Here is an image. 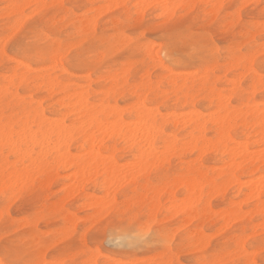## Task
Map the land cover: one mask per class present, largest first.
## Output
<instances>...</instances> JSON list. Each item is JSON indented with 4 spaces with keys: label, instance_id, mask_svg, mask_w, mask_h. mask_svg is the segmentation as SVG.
Returning a JSON list of instances; mask_svg holds the SVG:
<instances>
[{
    "label": "rangeland",
    "instance_id": "374dc122",
    "mask_svg": "<svg viewBox=\"0 0 264 264\" xmlns=\"http://www.w3.org/2000/svg\"><path fill=\"white\" fill-rule=\"evenodd\" d=\"M32 1L0 0V133L8 132L18 141L24 123L28 120L30 126L39 116L51 123L64 116L60 122L66 127L77 125L84 114L77 118L69 114L68 103L74 104L72 94L82 90L94 110L105 105L99 114L92 113L103 123L118 118L125 124L132 123L141 110L154 114L156 126L163 131L154 139L155 152L159 154L155 157H162L164 162L154 157L155 160L138 161L137 151L115 138L105 143L117 149L113 151L117 165L113 170L110 165L107 170V164L105 170L104 166L87 165H81L82 169L69 165L65 168L62 162L54 166V160L52 164L47 161H51L49 166L42 164L35 169L26 160L21 161L11 146L0 144V261L38 257L49 264H99L108 258H130L159 264H171L173 259L178 264H264V181L260 180H264V151L262 156L258 154L264 146L263 133L258 134L264 127V0H170L164 7L158 0H151L153 5L150 0L145 5V0ZM112 3L114 10L108 7H113ZM165 8H169L168 12L163 11ZM89 19L93 21L87 25ZM47 34L59 38L58 47L59 41L64 42L62 60L26 55L30 41L45 40ZM162 41L173 43L167 55H162ZM201 75L206 77L204 81ZM138 103L150 109H141ZM136 105L139 108H133ZM111 107L124 110L118 117ZM254 107L258 109L253 113L259 110L255 115L249 111ZM224 108L229 111L227 118L235 111L237 115L234 113L231 119H236L237 111L247 110V115L241 113L244 120L239 116L230 121L224 116ZM220 115L225 117L222 124ZM186 117L193 121L188 123ZM226 119L228 125L236 127L227 133V140L222 133L227 128L223 126ZM256 119H261L262 124ZM211 120L216 123L208 122ZM84 124H88L87 120ZM37 125L31 124L32 132L37 131ZM193 138L196 142L191 143ZM236 141L241 146L246 144L249 153L242 161V157L236 159L241 168L233 169V173L229 150L238 147ZM164 145L176 148L169 152ZM25 147L22 144L20 148L28 149ZM100 149L103 155L110 154ZM70 151L77 155L78 146L72 144ZM253 153L256 156L244 160ZM17 170L27 173L28 181L24 175L15 183L12 172ZM80 173L86 174L84 179ZM72 181L81 189L73 188ZM110 182L114 185L110 186ZM251 183L262 188L258 196L251 194ZM148 227L152 229L151 236L147 242L139 241L137 232ZM174 246H179L180 251L174 253Z\"/></svg>",
    "mask_w": 264,
    "mask_h": 264
},
{
    "label": "bare ground",
    "instance_id": "6f19581e",
    "mask_svg": "<svg viewBox=\"0 0 264 264\" xmlns=\"http://www.w3.org/2000/svg\"><path fill=\"white\" fill-rule=\"evenodd\" d=\"M34 1V0H33ZM32 1V2H33ZM38 1V0H37ZM53 1V0H52ZM60 1H62V0H60ZM111 1H115V0H111ZM117 1V0H116ZM127 1V0H126ZM144 1V0H143ZM168 1H170V0H158V2H161L160 3V5H162L163 7H164V5L168 2ZM221 1H223V0H221ZM35 2V1H34ZM40 2H42V1H40ZM118 2H120V0H118ZM139 2H141V0L139 1ZM147 2H148V0H145V3H144V5L145 4H147ZM152 2H153V0H152ZM155 2V1H154ZM157 2V1H156ZM156 2H155V4H156ZM197 2H198V0H197ZM207 2V1H206ZM88 3V2H87ZM114 3V2H113ZM112 3V4H113ZM117 3V2H116ZM115 3V4H116ZM142 3V2H141ZM150 3H151V0H150ZM192 3V2H191ZM202 3H204V2H202ZM66 4V3H65ZM91 4V3H90ZM110 4V3H109ZM158 4V3H157ZM217 4V3H216ZM139 5H140V3H139ZM141 5H143V4H141ZM151 5H153L152 3H151ZM192 5V4H191ZM112 6V5H111ZM110 5L108 6L109 7V9H113L114 7H116V6H114V4H113V7H111ZM147 6V5H146ZM221 6V5H220ZM5 7V6H4ZM12 8H13V6H11ZM111 7V8H110ZM118 7V6H117ZM244 6H243V4H242V8H243ZM16 8V7H15ZM216 8H218V7H216ZM22 9V8H21ZM98 10H99V8H97ZM145 9H146V7L144 6V11H145ZM169 9V8H168ZM168 9L167 8H165V9H163V11L165 10V12H166V10H167V12H168ZM219 9V8H218ZM114 10V9H113ZM139 10V9H138ZM172 10V9H171ZM14 11V10H13ZM104 11V10H103ZM109 11H111V10H109ZM8 12V11H7ZM21 12V11H20ZM37 12V11H36ZM162 12V11H161ZM170 12V11H169ZM173 12H175V11H173ZM173 12H172V14H173ZM239 12V11H238ZM8 13H10V12H8ZM14 13V12H13ZM12 13V14H13ZM103 13V12H102ZM105 13H106V11H105ZM163 13V12H162ZM104 14V13H103ZM96 15H98V14H96ZM101 15V14H100ZM142 15V14H141ZM140 15V16H141ZM162 15H164V13L162 14ZM161 16V15H160ZM26 17H28V16H26ZM98 18V17H97ZM171 18V17H170ZM26 19V18H25ZM80 19V18H79ZM23 20H24V17H23ZM89 21H93V20H87V25H88V22ZM23 22V21H22ZM85 23V24H86ZM94 23V22H93ZM92 23V24H93ZM19 24V23H18ZM17 24V25H18ZM23 24V23H22ZM92 24H91V26H92ZM118 24V23H117ZM90 25V24H89ZM16 26V25H15ZM21 26V25H20ZM84 26V25H83ZM87 27V26H86ZM228 27V26H227ZM18 28V27H17ZM92 28H94L93 26H92ZM92 28L90 29V30H92ZM82 29V28H81ZM90 32V31H89ZM248 33V32H247ZM11 34H13V33H11ZM143 35V34H142ZM9 37H10V35H9ZM6 41H7V39H6ZM107 41V40H106ZM105 41V42H106ZM103 42H104V40H103ZM5 43V42H4ZM124 47V46H123ZM160 47V46H159ZM159 47H157V48H159ZM156 49V48H155ZM215 50V49H214ZM109 52V51H108ZM155 52V51H154ZM153 52V53H154ZM220 52V51H219ZM68 53V52H67ZM110 53V52H109ZM151 53H152V48H151ZM156 53V52H155ZM155 53H154V56H155ZM66 54V53H65ZM106 55V54H105ZM152 56H153V54H152ZM153 56V57H154ZM22 58V57H21ZM241 58V57H240ZM151 59V58H150ZM154 59H155V57H154ZM242 59V58H241ZM253 59V58H252ZM12 60V59H11ZM153 60V59H152ZM156 60V59H155ZM239 60V59H238ZM54 61L56 62L57 60H55L54 59ZM55 62H54V64H55ZM59 61H57V63H58ZM229 62V61H228ZM155 63V62H154ZM19 64H20V62H19ZM22 64V63H21ZM58 64H60V63H58ZM155 64H157V63H155ZM23 65V64H22ZM52 65V64H51ZM86 65V64H85ZM158 66V65H157ZM156 66V67H157ZM160 66V65H159ZM158 66V67H159ZM162 66V65H161ZM129 67V66H128ZM237 67V66H236ZM44 68V67H43ZM161 68H163V67H161ZM36 69V68H35ZM57 69V68H56ZM62 69V68H61ZM63 70V69H62ZM230 70V69H229ZM26 71V70H25ZM128 71V70H127ZM204 71H206V69L204 70ZM176 72V71H175ZM121 73H124V72H121ZM180 73V72H179ZM182 73V72H181ZM191 73V72H190ZM190 73H187V74H190ZM238 74V73H237ZM203 76H204V74H202ZM201 75V77H203ZM190 75H187V77H189ZM206 76V75H205ZM20 77V76H19ZM183 77V76H182ZM182 77H179V78H182ZM187 77H185V78H187ZM193 77V76H192ZM242 77V76H241ZM10 78V77H9ZM12 78V77H11ZM22 78V77H21ZM20 78V79H21ZM42 78V77H41ZM48 78V77H47ZM184 78V79H185ZM191 78V77H190ZM189 78V79H190ZM205 78L206 77H203V79L201 80V81H204L205 80ZM240 78V77H239ZM111 79V78H110ZM171 79V78H170ZM184 79H182V80H184ZM56 80V79H55ZM187 80V79H186ZM186 80H184V81H186ZM195 80V79H194ZM191 81V80H190ZM233 81V80H232ZM48 82H49V80H48ZM58 82V81H57ZM69 83V82H68ZM171 83V82H170ZM197 83H198V81H197ZM39 84V83H38ZM173 84V83H172ZM175 84V83H174ZM50 85H54L52 82H51V84ZM56 85H58V83H56ZM61 85H62V83H61ZM40 86V85H39ZM51 86V87H52ZM181 86V85H180ZM6 87V86H5ZM80 87H81V85H80ZM117 87V86H116ZM181 87H183V83H182V86ZM227 88V87H226ZM232 88V87H231ZM46 89V88H45ZM179 89V88H178ZM162 90V89H161ZM6 91V90H5ZM81 91V92H80ZM232 91V90H231ZM62 92V91H61ZM75 93H77V92H75ZM75 93H74V95L72 94V96H75V99H76V102H75V99H74V104H71V102L70 103H68L69 105V107H70V113L69 112H66V113H69V114H74V115H76V118H77V116H81V114H84V116L83 117H79L78 119H79V122H78V124L76 125V124H73V125H69L70 127H66L65 126V124L64 123H61L60 121H63V119H64V116H63V119L62 120H60L59 122L61 123H59L58 121L56 122L55 120V123H53L54 121L51 119V121H53L52 123L51 122H49V121H46L44 118H43V116H39L38 117V119H35V121H33L32 123L34 124V122H36V123H38V127H35V129L37 128V131L36 132H32V129L31 128H29L30 126H31V124H30V126L28 125V120L24 123V128L22 127V134L20 133V135H19V133H17V137H18V135H19V139H18V141H15V139L13 138V137H11L10 136V134L8 135V132L5 130V132H7V133H0V144H7V145H9V147L11 146L12 148H10V149H12V151H14L16 154H17V156H18V154H19V159L21 158V161L22 160H26L27 162H28V164L30 163V165H32V166H34V168H35V166H42V164L45 166H49V164H50V162H51V164L54 162V161H57L56 163H53V165L54 166H56L58 163H60V162H62L61 164L63 165V166H65V168H67V166L69 165V166H71V167H74V168H77V167H79L80 166V169H82L81 168V165H85V168H86V165H87V167L88 166H92V168L93 167H95V168H100V167H102V166H106V164H107V170L108 169H110V168H108V165H110L111 166V168L113 167H115V166H117L116 165V161H115V152L117 151V149L115 148V147H113V146H109V147H106L105 146V143H106V141L108 140V141H112V140H114L115 138H120L121 140H123L124 141V143L125 144H127L128 146H130V147H132L135 151H137V153H138V155H137V158H138V161H147V160H149V159H152L153 157L154 158H156L155 157V155L157 154L155 151V145H154V139H155V137L158 135V132H160L159 131V127H157L156 125H157V123H156V120L154 119L155 117L153 116L154 114H152V113H150V111L148 112V111H144V110H141V111H137V116H136V114H135V116L137 117V119L133 122L132 121V123L130 122L129 124H125L126 122H123V120H121V119H117V121L115 120H113V122H107V123H103L102 121H100L99 119L97 120L96 119V114H99L98 112L99 111H101V109H102V107L103 106H105V105H101L100 107H101V109H100V107H99V111L98 110H94V108L91 106L92 104H90L89 102H88V100H87V94L86 93H84V92H82V90H79V92H78V94H76L75 95ZM146 93H148V92H146ZM163 93H164V90H163ZM254 93V92H253ZM229 94V93H228ZM227 94V95H228ZM71 95V94H70ZM230 95V94H229ZM106 96V95H105ZM143 96V95H142ZM219 96L221 97V95L219 94ZM219 96H217L218 98H219ZM225 96V95H224ZM66 97V96H65ZM216 97V98H217ZM226 97V96H225ZM225 97H222L221 99H223V98H225ZM63 98V97H62ZM72 98H74V97H72ZM142 98V97H141ZM227 98V97H226ZM69 99H71V98H69ZM220 99V100H221ZM227 100V99H226ZM225 99H224V101H226ZM36 101V100H35ZM141 101H142V99H141ZM176 101V100H175ZM218 101V100H217ZM41 102V101H40ZM60 102V101H59ZM140 102V101H139ZM99 104V103H98ZM220 104V103H219ZM222 104V103H221ZM259 104H260V102H259ZM67 105V104H66ZM223 106H225V104H222ZM222 105H220V106H222ZM227 105V104H226ZM246 105V104H245ZM256 105H258V103L256 104ZM38 106V105H37ZM138 106L141 108V106H143V105H139V103H138ZM137 105L136 106H134L133 108H136V107H138ZM243 106V105H242ZM241 106V107H242ZM138 107V108H139ZM144 107V106H143ZM42 108V107H41ZM104 108V107H103ZM111 108H113V107H111ZM110 108V109H111ZM132 108V107H131ZM145 109L146 108H149V107H144ZM221 108V107H220ZM220 108H218V109H220ZM123 108H121L120 110L123 112V110H122ZM126 109V108H125ZM137 109V108H136ZM142 109V108H141ZM150 109V108H149ZM148 109V110H149ZM153 109V108H152ZM217 109V108H216ZM222 110H223V108H221ZM225 109V108H224ZM247 109H249V108H247ZM254 109H258V108H256V107H254V108H250V113L252 112V110H254ZM260 109V108H259ZM264 109V108H263ZM262 109V111H264ZM103 110V109H102ZM119 108H117V107H115V108H113L112 109V112H114L118 117L120 116V114H119ZM130 110V109H129ZM135 110V109H134ZM140 110V109H139ZM147 110V109H146ZM228 110V109H227ZM233 110V109H232ZM42 111V110H41ZM68 111V110H67ZM97 112L96 114H92L93 112ZM259 111V110H258ZM257 111V112H258ZM148 112V113H147ZM194 112V111H193ZM229 112V111H226V109H225V114H224V116L227 118V113ZM236 112V111H235ZM234 112V113H235ZM245 112H247V110H244V112H238L237 111V113H238V116H236V119H237V117H239V116H241L242 117V114L241 113H243V115H244V113ZM256 112V113H257ZM102 113V112H101ZM155 113V112H154ZM186 112H184V114H185ZM188 114H190V113H192V112H187ZM198 113H199V111H198ZM213 113H214V110H213ZM216 113V112H215ZM234 113H232V115L234 114ZM249 113V112H248ZM253 113V112H252ZM251 113V114H252ZM256 113H253L254 115L256 114ZM259 113V112H258ZM38 113H36L35 115H37ZM93 116H95V117H93ZM106 114V113H105ZM114 114V115H115ZM150 114V115H149ZM152 114V115H151ZM157 114V113H156ZM168 114V113H167ZM170 114H172V113H170ZM169 114V115H170ZM174 114V113H173ZM179 114V113H178ZM208 114V113H207ZM236 114V113H235ZM234 114V115H235ZM239 114H241V115H239ZM250 114V115H251ZM264 114V113H263ZM27 115V114H26ZM103 115V114H102ZM122 115V114H121ZM151 116V118H150V120L148 119V117L149 116ZM166 115V114H165ZM186 115V114H185ZM194 115H195V112H194ZM216 115V114H215ZM232 115H230V116H232ZM237 115V114H236ZM247 115V113L244 115V116H246ZM22 116V115H21ZM65 116H66V114H65ZM148 116V117H147ZM152 116L154 117V118H152ZM160 116V115H159ZM168 116V115H167ZM190 116V115H189ZM198 116H200L199 114H198ZM197 116V117H198ZM222 116V117H221ZM223 115H220L219 117H218V119H220V123L222 122L223 123V121L221 120V119H225V117H224ZM230 116H228V118L230 117ZM20 117V116H19ZM35 116H33L32 117V119L34 118ZM93 117V118H92ZM144 117H146V118H144ZM166 117V116H165ZM179 117V116H178ZM191 117H193V116H191ZM208 117H209V115H208ZM253 117V116H252ZM95 118V119H94ZM189 118L190 117H186V119H188L189 120ZM227 118V119H228ZM27 119V118H26ZM82 119V120H81ZM87 120V122H88V124L85 126V124H84V121L85 120ZM193 119V118H192ZM189 120V121H187L188 123L189 122H191V121H193V120ZM195 119H197L196 117H195ZM205 119V118H204ZM209 119H212V118H209ZM216 119V118H215ZM226 119V121L224 120V123L225 124H223V126H224V128H226L225 126H227V128L226 129H223V126H221L222 127V129H223V132L222 131H220V132H222V133H224V135H226V137L224 138L223 137V139H229V137L227 136V133L230 131V130H234L236 127H235V125H231V124H229L228 125V123L227 122H229L228 120H230L231 119V117L227 120ZM235 118H232L231 120H234ZM235 119V120H236ZM243 119V117L241 118V120ZM262 119V118H261ZM261 119H259L260 121H261ZM183 120V119H182ZM213 120V119H212ZM212 120L211 121H208V122H210V123H212ZM230 120V121H231ZM244 120V119H243ZM256 120H258V119H256ZM259 120H258V123H261V122H259ZM177 121V120H176ZM175 121V122H176ZM183 121H185V120H183ZM47 122H49V123H47ZM218 122V121H217ZM263 122H264V119H263ZM22 123V124H23ZM51 123V124H50ZM58 123V124H57ZM176 123H178V122H176ZM184 123V122H183ZM187 123V124H188ZM203 124H202V126L200 127L201 129H203L202 127H203V125H205L204 124V122H202ZM205 123H206V121H205ZM214 123V122H213ZM212 123V124H213ZM215 123H216V121H215ZM214 123V124H215ZM221 123V124H222ZM226 123H227V125H226ZM235 123V122H234ZM4 124V123H3ZM14 124V123H13ZM175 124V123H174ZM181 124H182V122H181ZM241 124V123H240ZM242 124H243V122H242ZM252 124V123H251ZM262 124V123H261ZM260 124V125H261ZM264 124V123H263ZM9 126H10V124H9ZM35 126H36V124H35ZM175 126V125H174ZM182 126H186L185 124L183 125L182 124ZM217 126V125H216ZM262 126H264V125H262ZM2 127H4V125L2 126ZM10 127H12V126H10ZM219 127V126H218ZM252 127H253V125H252ZM5 128V127H4ZM264 128V127H263ZM263 128L262 129H260L259 131H260V133L258 132V134H261V132L263 133V134H261V135H263L262 137H264V130H263ZM1 129V128H0ZM16 129V128H15ZM15 129H9L10 131H12V130H15ZM220 129V128H219ZM250 130V129H249ZM261 130H263V131H261ZM195 131V130H194ZM1 132V131H0ZM18 132V131H17ZM161 132H163L162 130H161ZM160 132V133H161ZM200 132H202L201 130H200ZM204 132H205V130H204ZM203 132V133H204ZM9 133H11V132H9ZM15 131H14V133L12 132V134H14L15 135ZM256 133H257V131H256ZM77 134V137L75 136ZM157 134V135H156ZM201 134V133H200ZM252 134V133H251ZM219 135H221V133H219ZM224 135H222V136H224ZM253 135V134H252ZM254 135H257V134H254ZM260 135V136H261ZM192 136V134L190 135V137ZM195 137V136H194ZM197 137H199V136H197ZM203 137V136H202ZM207 138V137H206ZM171 139V138H170ZM169 139V140H170ZM176 139H177V137H176ZM190 139V138H189ZM196 139V138H195ZM195 139L193 138V140H192V142L191 143H193V141H195ZM222 138H220V140H221ZM222 139V140H223ZM259 139V141L258 142H260V139H261V137H259L258 138ZM53 140H55V142H53ZM188 140V139H187ZM197 140H199V139H197ZM218 140V142L220 141L219 139H217ZM222 140H221V142H222ZM226 140H223V141H226ZM257 140V139H256ZM264 140V139H263ZM173 141H174V138H173ZM210 141V140H209ZM234 141V140H233ZM251 141V140H250ZM176 142V141H175ZM196 142V141H195ZM216 142V141H215ZM231 142V141H230ZM237 142V141H236ZM242 142V141H241ZM252 142V141H251ZM167 143H169L170 144V146H172L171 145V142H167ZM166 143V144H167ZM182 143V142H181ZM245 143H246V141H245ZM261 143H262V140H261ZM22 144H24V146H26V147H28V149L26 148V150H23V149H21L20 147H22ZM72 144H75V145H77L78 146V151H79V153L77 154V155H75L74 153V155L71 153V151H70V148H71V146H72ZM195 144V143H194ZM208 144V143H207ZM210 144V143H209ZM213 144V143H212ZM224 144V143H223ZM237 144V146L239 147L240 146V148H238V147H236V146H234V147H236V148H232V149H230L229 150V153H231L230 154V156H232V161H233V163H231V165L230 166H232L233 168H231L230 166V170L232 169H240L241 168V164H239V163H237L238 161H236V159L238 158V157H242V159H240L241 161L243 160V158L244 157H246L245 155L247 154V153H249V152H247V149H245V145L246 144H244L243 142H242V145L243 146H241V144H238V142L236 143ZM235 144V145H236ZM168 145V144H167ZM167 145H164V146H166V147H168ZM189 146V144L187 143L186 144V146ZM191 146H192V144H190ZM204 146L203 147H205L206 145L205 144H203ZM125 146V145H124ZM168 147V148H166V147H164L163 149V151H164V153L165 152H167V151H169V148H170V151L169 152H172L176 147H174V149L173 148H171V147ZM178 146H180V145H178ZM177 146V147H178ZM185 146V147H186ZM187 146V147H188ZM196 146V145H195ZM213 146V145H212ZM227 146V145H226ZM19 147V148H18ZM100 147H103V148H105L108 152H110V154H108L107 156L106 155H103L102 154V152H101V149H100ZM181 147V146H180ZM183 147V146H182ZM184 147V148H185ZM201 147V145L199 146V148ZM203 147H201L202 149H200V150H203L204 148ZM207 147V146H206ZM228 147V146H227ZM231 147V146H230ZM243 147V148H242ZM16 148V149H15ZM127 148V147H126ZM165 148L167 149V151L165 150ZM179 148V147H178ZM239 150H238V149ZM13 149H15V150H13ZM171 149H173V150H171ZM242 149V150H241ZM159 150H161V149H159ZM187 150V149H186ZM199 150V151H200ZM205 150V149H204ZM203 150V151H204ZM210 150V149H209ZM260 150V152L258 153L259 154V156H262L261 154H262V152L264 151V146H263V150L262 149H259ZM113 151H115V152H113ZM184 151V150H183ZM188 151V150H187ZM191 151V150H190ZM250 151V150H249ZM254 151H256V150H254ZM262 151V152H261ZM9 152V151H8ZM13 152V153H14ZM159 152H161V151H159ZM158 152V153H159ZM186 152V151H185ZM192 152V151H191ZM190 152V153H191ZM202 152V151H201ZM205 152V151H204ZM164 153H162L163 155H165ZM220 153V152H219ZM225 153V152H224ZM251 153V152H250ZM257 153V152H256ZM256 153H253V155L251 154L250 156H248L247 158H245L244 160H248V158H249V160H250V158H251V156H256ZM261 153V154H260ZM2 154V153H1ZM201 154V153H200ZM199 154V155H200ZM263 154H264V152H263ZM159 155V154H158ZM158 155H156V156H158ZM163 155H161V156H163ZM248 155V154H247ZM16 156V157H17ZM166 156V155H165ZM172 156V155H171ZM198 156V155H197ZM201 156L202 155H200V157L199 158H201ZM258 156V155H257ZM153 158V159H154ZM196 158V157H195ZM263 158V159H262ZM262 158H260L259 157V160L260 159H262V160H264V157L262 156ZM6 159V158H5ZM157 160L159 159L158 157L156 158ZM161 159V161H162V157L160 158ZM159 159V160H160ZM165 159V158H164ZM167 159V158H166ZM228 159V158H227ZM253 159V158H252ZM48 160H51V161H49V163L47 162ZM54 160V161H53ZM155 160V159H154ZM153 160V161H154ZM193 160V159H192ZM195 160V159H194ZM198 160V159H197ZM246 160V161H247ZM1 161H2V159H1ZM17 161V160H16ZM59 161V162H58ZM82 161H85V164H83L82 163ZM231 161V162H232ZM236 161V162H235ZM245 161V162H246ZM253 161H257V159L256 158H254V160ZM2 162H4V161H2ZM13 162H15L14 160H13ZM133 162V161H132ZM152 162V161H151ZM162 162H164V160L162 161ZM240 162V161H239ZM244 162V161H243ZM129 163V162H128ZM134 163V162H133ZM137 163V162H136ZM141 163V162H140ZM192 163V162H191ZM1 164V163H0ZM11 164H13V163H11ZM80 164V165H79ZM125 164H127V163H125ZM124 164V165H125ZM135 164V163H134ZM153 164V163H152ZM155 164H157V163H155ZM229 164H230V162H229ZM261 164H262V162H261ZM14 165V164H13ZM121 165V164H120ZM123 165V166H124ZM5 166V165H4ZM7 166H9L8 165V163H7ZM7 166H6V168H7ZM25 166V165H24ZM52 166V165H51ZM53 166V167H54ZM57 166H59V165H57ZM77 166V167H76ZM82 166V167H83ZM105 166H104V170L106 169L105 168ZM109 166V167H110ZM119 166V165H118ZM137 166V165H136ZM199 166V165H198ZM260 166V165H259ZM13 167V166H12ZM29 167V166H28ZM27 167V169H29ZM52 167V168H53ZM121 167V166H120ZM119 167V169H122V168H120ZM138 167V166H137ZM140 167V166H139ZM148 167V166H147ZM154 167H156V165L154 166ZM227 167H228V164H227ZM258 167V166H257ZM17 168V167H16ZM21 168V167H20ZM33 168V167H32ZM33 168V169H34ZM38 168V167H37ZM51 168V167H50ZM55 168V167H54ZM73 168V169H74ZM91 168V167H90ZM91 168V169H92ZM94 168V169H95ZM113 168L112 169H110V170H113ZM116 168V167H115ZM118 168V167H117ZM126 168H127V166H126ZM126 168H125V170H126ZM128 168H130L129 166H128ZM127 168V169H128ZM150 169H151V167H149ZM213 168V167H212ZM221 168V167H220ZM15 169V168H14ZM13 169V170H14ZM25 169V168H24ZM36 169V168H35ZM48 169V168H47ZM55 169H57V168H55ZM63 169V168H62ZM78 169V168H77ZM79 169V170H80ZM83 169H84V167H83ZM93 169V170H94ZM124 169V168H123ZM216 169V168H215ZM258 169V168H257ZM1 170V169H0ZM21 170V169H20ZM99 170V169H98ZM101 170H103V169H101ZM125 170H123V171H125ZM134 170V169H133ZM144 170V169H143ZM254 170V169H253ZM19 170H17V172H15V173H13L12 172V175H14V177H13V180H15L16 179V181H14L15 183L17 182L18 183V181L22 178L23 179V177L22 176H24L25 174H24V171L22 170L21 172L19 171ZM29 171H31V170H29ZM37 171V170H36ZM85 170H82V172H84ZM95 171H97V170H95ZM128 171V170H127ZM129 171H130V169H129ZM142 171V170H141ZM141 171H139V172H141ZM145 171V170H144ZM148 171V170H147ZM53 172H55L56 173V170L55 171H53ZM72 172H75L76 173V170L75 171H72ZM90 172V171H89ZM98 172H100V170L98 171ZM103 171H101L100 173H102ZM105 172H107V171H105ZM119 172H121V170L119 171ZM118 172V173H119ZM131 172V171H130ZM129 172V173H130ZM143 172V171H142ZM141 172V173H142ZM251 172V171H250ZM86 173V172H85ZM85 173H83V174H85ZM93 173V172H92ZM91 173V174H92ZM125 173V172H124ZM124 173H122V174H124ZM128 173V172H127ZM138 173V172H137ZM219 173V172H218ZM221 173V172H220ZM232 173V172H231ZM233 173H234V170H233ZM40 174V173H39ZM39 174H37V175H39ZM70 174V173H69ZM83 174H81L80 173V175L82 176V178H83ZM107 174H110L111 175V173H107ZM120 174V173H119ZM133 174V173H132ZM139 174V173H138ZM26 175H27V173H26ZM26 175L24 176V178L26 177ZM58 175V174H57ZM67 175V174H66ZM65 175V176H66ZM96 175V174H95ZM130 175V174H129ZM219 175V174H218ZM31 176H33V175H31ZM54 176V175H53ZM56 176V175H55ZM64 176V175H63ZM75 176H77V174L75 175ZM85 176H86V174H85ZM87 176H88V174H87ZM91 176H93V175H91ZM91 176H89L90 178H91ZM97 176V175H96ZM119 176V175H118ZM123 176V175H122ZM126 176V175H125ZM135 176H138V175H135ZM199 176H200V174H199ZM260 176H263V174L262 175H259V177ZM7 177V176H6ZM10 177V176H9ZM67 177H68V175H67ZM88 177V179L90 180V178ZM129 177H132V176H129ZM206 177V176H205ZM264 177V176H263ZM262 177V178H263ZM15 178V179H14ZM28 178H29V176H28ZM69 178H70V175H69ZM73 178V177H72ZM75 178V177H74ZM192 178V177H191ZM190 178V179H191ZM30 179H31V177H30ZM80 179V178H79ZM84 179V178H83ZM88 179H85V181H89ZM92 179H93V177H92ZM115 179V178H114ZM175 179V178H174ZM188 179V178H187ZM197 179V178H196ZM257 179H259V178H257ZM256 179V180H257ZM24 180H27L28 181V179H27V177L24 179ZM33 180V179H32ZM81 180V179H80ZM110 180V179H109ZM178 180V179H177ZM186 180V179H185ZM184 180V181H185ZM189 180V179H188ZM192 180H193V178H192ZM234 180H236V182L238 183V181H237V179L235 178H233V182L235 183V181ZM246 180H248V179H246ZM256 180H253V181H256ZM260 180H262V181H264L263 179H260ZM83 181V180H82ZM251 180H249V182H250ZM30 182V181H29ZM32 182V181H31ZM51 182V181H50ZM73 183H74V181H72ZM71 182V183H72ZM76 182H77V179H76ZM188 182V181H187ZM192 182V181H191ZM244 182V181H243ZM246 182V181H245ZM248 182V183H249ZM252 182V181H251ZM257 182V181H256ZM8 183H10V180H9V182ZM12 183H13V181H12ZM11 183V184H12ZM15 183H13V185L15 186ZM72 183V184H73ZM85 182L83 181L82 182V185L84 184ZM111 184H109L110 186L112 185V182H110ZM181 181H180V184L179 185H181ZM207 183V182H206ZM242 183V182H241ZM5 184V183H4ZM29 184V183H28ZM79 184V183H78ZM80 184H81V181H80ZM171 184H173V183H171ZM243 184V183H242ZM242 184H241V186H242ZM252 184V183H251ZM250 184V186L248 187L249 188V190L251 191V194L253 193V194H258L259 192H258V190L260 189L257 185H258V183H257V185L256 184H252V185H254V186H252ZM262 184L263 183H261L260 182V185L262 186ZM2 185V184H1ZM12 185V186H13ZM16 185H18V184H16ZM21 185V184H20ZM109 185H107V186H109ZM114 185V184H113ZM112 185V186H113ZM234 185V184H233ZM259 185V186H260ZM8 186V185H7ZM19 186V185H18ZM69 186V185H68ZM67 185H66V187H68ZM73 186H77V185H75V183H74V185H72V187ZM185 186H186V184H185ZM200 186V185H199ZM244 186V185H243ZM260 186V187H261ZM44 187V186H43ZM71 186H70V188H72ZM75 187H73V188H75ZM79 187H81V185H79V186H77V188L76 189H78ZM105 187V186H104ZM190 187V189H191V186H189ZM263 187V186H262ZM3 188V187H2ZM69 188V187H68ZM67 188V189H68ZM72 188V189H73ZM193 188V187H192ZM228 188V187H227ZM238 188V187H237ZM81 188H79L78 190H80ZM104 189V188H103ZM108 189H110L109 187H108ZM187 189H189V188H187ZM262 189V188H261ZM260 189V190H261ZM70 190V189H69ZM187 191H189V190H187ZM196 191V190H195ZM250 191H249V194H250ZM173 192H174V190H173ZM248 192V191H247ZM258 192V193H257ZM216 193V192H215ZM171 194V196H172V194L173 193H170ZM193 194V193H192ZM247 194V193H246ZM247 195V196H251L252 197V195ZM217 195V194H216ZM256 195H253V196H256ZM187 196V195H186ZM189 196H192V195H190L189 194ZM214 196H215V194H214ZM235 196H236V194H235ZM246 196V195H245ZM258 196V195H257ZM256 196V197H257ZM212 197V196H211ZM250 197V198H251ZM256 197H252V198H255L256 199ZM185 198H187V197H185ZM210 198V197H209ZM246 198V197H245ZM249 198V199H250ZM247 199V198H246ZM180 201V200H179ZM186 201V200H185ZM239 201V200H238ZM238 201H237V204H239L238 203ZM249 201V200H248ZM259 201V200H258ZM264 201V200H263ZM181 202V201H180ZM197 202H198V200H197ZM240 202V201H239ZM244 202V201H243ZM242 202V203H243ZM172 203V202H171ZM176 203V202H175ZM190 203V202H189ZM236 203V202H235ZM58 204V203H57ZM61 205H62V203H60ZM157 204V203H156ZM264 204V203H263ZM176 205V204H175ZM187 205H189V204H187ZM57 206V205H56ZM171 206H173V205H171ZM183 206V205H182ZM186 206V205H185ZM185 206H183V207H185ZM190 206V205H189ZM236 206H238V205H236ZM235 206V207H236ZM262 206H264V205H262ZM261 206V207H262ZM59 207V206H58ZM187 207V206H186ZM240 207V206H239ZM172 208V207H171ZM174 208V207H173ZM263 208V207H262ZM8 209V208H7ZM158 209V208H157ZM156 209V210H157ZM209 209V208H208ZM234 209V208H233ZM259 209V208H258ZM182 210H184L183 208H182ZM210 210V209H209ZM232 210V209H231ZM109 211V210H108ZM107 211V212H108ZM155 211V210H154ZM206 211V210H205ZM233 211V210H232ZM252 211H256V210H252ZM258 211V210H257ZM106 212V213H107ZM178 212H179V210H178ZM215 212V211H214ZM219 213V212H218ZM233 213V212H232ZM245 213H247V212H245ZM147 214V213H146ZM155 214V213H154ZM254 214H256V213H254ZM106 215V214H105ZM104 216V215H103ZM155 216V215H154ZM221 216V215H220ZM253 216V215H252ZM116 217V216H115ZM242 217V216H241ZM241 217H240V219H241ZM69 218V217H68ZM234 218V217H233ZM238 218V217H237ZM101 219V218H100ZM234 220V219H233ZM237 220V219H236ZM69 221H70V219H69ZM227 222V221H226ZM69 223V222H68ZM228 223V222H227ZM232 223V222H231ZM253 223V222H252ZM264 223V222H263ZM259 224V223H258ZM258 224H257V226H258ZM262 224V223H261ZM224 225V224H223ZM226 226V225H225ZM259 227V226H258ZM224 228V227H223ZM257 228V227H256ZM18 230V229H17ZM175 230V229H174ZM221 230V229H220ZM59 231V230H58ZM222 231V230H221ZM196 233V232H195ZM199 233V232H198ZM220 233V232H219ZM174 234V233H173ZM257 234V233H256ZM201 235V234H200ZM215 235V234H214ZM173 236V235H172ZM248 236V235H247ZM197 237V236H196ZM63 238V237H62ZM82 238H83V236H82ZM84 241V240H83ZM207 244V243H206ZM242 245V244H241ZM240 245V246H241ZM169 248V247H168ZM195 250V249H194ZM240 250V249H239ZM254 250H256V249H254ZM257 251V250H256ZM243 253V252H242ZM241 253V254H242ZM254 253H256V252H254ZM252 257H253V255H251ZM221 257V256H220ZM251 257V258H252ZM94 258H96V257H94ZM216 258H218V257H216ZM92 260H93V258H92ZM171 260V259H170ZM250 260H252V259H250ZM95 261V260H94ZM93 262V261H92ZM253 262V261H252ZM81 263V262H80ZM164 263H165V261H164ZM56 264V263H55ZM94 264V263H93ZM204 264V263H203Z\"/></svg>",
    "mask_w": 264,
    "mask_h": 264
},
{
    "label": "snow or ice",
    "instance_id": "6c2138e0",
    "mask_svg": "<svg viewBox=\"0 0 264 264\" xmlns=\"http://www.w3.org/2000/svg\"><path fill=\"white\" fill-rule=\"evenodd\" d=\"M58 37H56L53 34H47V39L45 40H33L30 41L29 47L26 51V55L32 56L33 58L39 57L42 59H50V58H60L63 59L64 55V42L59 41V47L58 44ZM262 41H264V35L261 37ZM165 45H167V48H165ZM162 47V55H167V49H170L173 47V43L171 41H162L161 44ZM195 55V53H193ZM135 231V228L133 229ZM152 234V229L150 227L148 228H142L140 231L137 232V239L141 242H147L148 237H150ZM98 250V249H97ZM180 247L174 246L173 252H179ZM0 264H49L47 259L41 260L38 257H34L32 259L27 260H8V261H0ZM99 264H159L157 261H139L135 259H104L99 261ZM171 264H178V261L175 259L172 260Z\"/></svg>",
    "mask_w": 264,
    "mask_h": 264
}]
</instances>
